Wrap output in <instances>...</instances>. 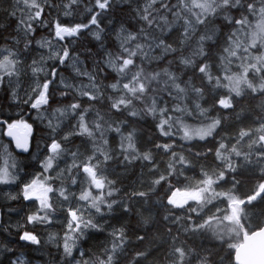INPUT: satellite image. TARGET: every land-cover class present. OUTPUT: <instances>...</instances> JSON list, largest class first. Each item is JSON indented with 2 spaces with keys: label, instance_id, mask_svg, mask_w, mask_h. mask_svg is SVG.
Returning a JSON list of instances; mask_svg holds the SVG:
<instances>
[{
  "label": "trees",
  "instance_id": "16d2710c",
  "mask_svg": "<svg viewBox=\"0 0 264 264\" xmlns=\"http://www.w3.org/2000/svg\"><path fill=\"white\" fill-rule=\"evenodd\" d=\"M17 7L0 0V48L18 54L23 82L0 85V158L13 147L5 125L32 130L28 151L12 149L17 180L0 186V264H235L242 231L264 225V191L250 201L264 185V48L244 50L264 0H42L37 17ZM54 26L72 31L65 52L78 65L46 61L36 109L30 61ZM214 121L210 137L182 139V126ZM84 157L100 159L96 182L75 164ZM46 161L59 166L54 194H79L78 222L75 201L43 210L20 193ZM199 186L216 194L168 204Z\"/></svg>",
  "mask_w": 264,
  "mask_h": 264
},
{
  "label": "rangeland",
  "instance_id": "374dc122",
  "mask_svg": "<svg viewBox=\"0 0 264 264\" xmlns=\"http://www.w3.org/2000/svg\"><path fill=\"white\" fill-rule=\"evenodd\" d=\"M39 1L42 0H15L17 7L19 10L20 9H28L33 15L37 17V8ZM257 21L256 23L251 27V30L248 32L249 33V40L246 42L244 50H249L252 52V50L256 49L257 47L264 48V8L259 9L257 11ZM94 25L91 23L87 26L88 29L93 28ZM26 28V27H24ZM22 30V28H19ZM72 31H67L65 28H60L59 26H54L52 29V34L51 36L47 37V39H44L43 42L46 43V51L47 53L45 54H39L38 59L35 61L31 60L30 61V68L32 69V74H34L36 77L33 78V80H36L33 83V87L37 88L34 89L33 91L37 92V95L33 98L32 102L30 105H34L36 101H39L42 99V96H45V101L46 97L48 98L47 91H48V86L51 82V80L48 81H39L38 75H44L46 71V61L48 59H54L58 61L60 64H69L72 68L76 69L78 65V61L68 55L65 52V39L68 36H71ZM251 59H255L254 57L251 56ZM21 60H18V54H14L12 51L1 49L0 48V85L3 83L7 85L8 87L11 88L12 84L15 83V90L18 92V87L21 84L23 85V82H20V77H21ZM39 72V73H38ZM239 80H237L238 82ZM63 82V81H61ZM46 88V89H45ZM235 94H239V85L236 84V87L232 88ZM90 93V91H87ZM43 104H38L35 106L36 109L41 107ZM66 115L65 110H59L57 112H53L50 115H47L46 119L48 120V123L51 125L60 124L63 122V118ZM52 117V119H51ZM55 123V124H54ZM218 126V122L214 121L209 125L201 126V127H191V126H182L181 127V133H182V139L185 142H189L195 139L202 140L205 138L210 137V135L213 133L215 126ZM16 125L17 127L22 130L25 126L29 127L31 130V127L27 125L24 121L21 119L11 122L7 125H5L4 129L7 126H12ZM3 129V131H4ZM84 130V129H83ZM262 142H264V138L261 139ZM54 145H52L48 151L49 155H52L54 153V149H52ZM12 149L14 148L12 146H9L8 144L2 145L1 147V160H0V186L3 187H10L11 185H14V181L17 180L18 174H14L13 169H12V159H13V153ZM15 151V150H14ZM99 157L92 158L90 160L89 158H82L81 160L77 161L75 164L80 165L82 167V174L85 177H93V181L98 180V171L95 170L94 166L99 167L100 162H99ZM86 162V164L84 163ZM93 167H89V166ZM43 170L39 171L37 174H35L32 178L29 179V181L25 184L22 185L21 189V194L23 198L26 201H35L37 204L38 208L46 210L50 208V203L51 200L58 201L59 204L64 203L66 200L67 202L72 203L75 201V207L73 209V217L76 222H78L81 218V215L84 213L82 207H83V202L81 201V198L79 194L76 196L73 194H66L65 195V189L60 190L59 194L56 195L54 194V185L51 183L52 178L55 177L57 172L59 171V166L54 165L50 161H46L41 165ZM68 167H71L68 165ZM48 171H51L52 175H49ZM99 184L95 183L94 184V189H97L96 187ZM208 189V193L212 195V197L216 194L214 191L210 192L209 187H204V186H199L195 190H176L174 191L171 196L168 199V204L173 206V207H179L182 205L186 204H197L199 202H204L203 197L205 195L204 190ZM89 196H86L88 198ZM85 201V200H84ZM206 202H209V199L206 200ZM86 206V205H85ZM112 206H109L108 208H111ZM78 208H79V214H78ZM235 213H237V210L235 207L232 208ZM31 220H35L34 217L30 218ZM229 222H231L233 225L235 223L234 217L230 215L229 217ZM70 227L74 230L78 231L77 226L73 227L70 225ZM231 228H234L232 226ZM68 234L67 237L72 236L70 234V230L68 229ZM224 231L227 234V226L224 228ZM23 238L28 241V242H36V238L34 235L25 233L23 235ZM62 247H65V242H59ZM70 249H74V247L69 246ZM67 251V249H65ZM76 264V263H75Z\"/></svg>",
  "mask_w": 264,
  "mask_h": 264
},
{
  "label": "water",
  "instance_id": "95a60500",
  "mask_svg": "<svg viewBox=\"0 0 264 264\" xmlns=\"http://www.w3.org/2000/svg\"><path fill=\"white\" fill-rule=\"evenodd\" d=\"M45 96L39 101H36L33 105L35 107L38 104H43ZM30 130L24 127L20 130L17 126L7 127L4 132V136L9 140L14 148L20 152H25L30 145ZM264 191V186L261 190L250 199L254 201ZM2 220V214L0 210V221ZM233 260L235 264H264V225L250 234L242 231V239L240 244L235 248L233 254Z\"/></svg>",
  "mask_w": 264,
  "mask_h": 264
},
{
  "label": "flooded vegetation",
  "instance_id": "af4514ba",
  "mask_svg": "<svg viewBox=\"0 0 264 264\" xmlns=\"http://www.w3.org/2000/svg\"><path fill=\"white\" fill-rule=\"evenodd\" d=\"M46 89V88H45ZM31 243V242H30ZM34 244H38L37 242H33ZM64 248V247H63ZM65 249V248H64Z\"/></svg>",
  "mask_w": 264,
  "mask_h": 264
}]
</instances>
